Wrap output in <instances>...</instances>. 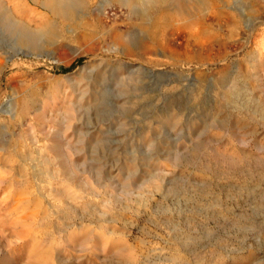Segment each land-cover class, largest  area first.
Segmentation results:
<instances>
[{
    "label": "rangeland",
    "instance_id": "374dc122",
    "mask_svg": "<svg viewBox=\"0 0 264 264\" xmlns=\"http://www.w3.org/2000/svg\"><path fill=\"white\" fill-rule=\"evenodd\" d=\"M258 101L264 0H0V264H264Z\"/></svg>",
    "mask_w": 264,
    "mask_h": 264
},
{
    "label": "bare ground",
    "instance_id": "6f19581e",
    "mask_svg": "<svg viewBox=\"0 0 264 264\" xmlns=\"http://www.w3.org/2000/svg\"><path fill=\"white\" fill-rule=\"evenodd\" d=\"M149 2V1H148ZM154 5V4H153ZM180 5H181V7H185V5H186V0L185 1H183V0H180ZM152 7V6H151ZM152 10V9H151ZM151 12V11H150ZM151 13H153V12H151ZM150 14V13H149ZM151 15V14H150ZM258 103H259V105L261 106V109H262V111H264V104L263 103H261V102H259L258 101ZM264 113V112H263Z\"/></svg>",
    "mask_w": 264,
    "mask_h": 264
},
{
    "label": "trees",
    "instance_id": "16d2710c",
    "mask_svg": "<svg viewBox=\"0 0 264 264\" xmlns=\"http://www.w3.org/2000/svg\"><path fill=\"white\" fill-rule=\"evenodd\" d=\"M82 58H80L77 62H81ZM73 66H75V64H73L72 66L68 67V68H62L64 71L70 70Z\"/></svg>",
    "mask_w": 264,
    "mask_h": 264
}]
</instances>
